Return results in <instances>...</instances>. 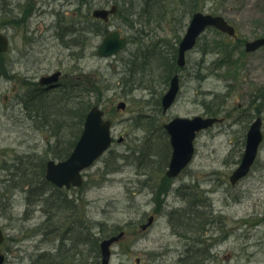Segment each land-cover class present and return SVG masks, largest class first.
<instances>
[{"label": "rangeland", "instance_id": "374dc122", "mask_svg": "<svg viewBox=\"0 0 264 264\" xmlns=\"http://www.w3.org/2000/svg\"><path fill=\"white\" fill-rule=\"evenodd\" d=\"M118 1V13L100 24L129 44L101 57L105 34L90 32L98 21L92 11L116 0H0V22L12 40L0 56L4 264H102L101 241L121 230L126 234L112 246L110 264H264V138L250 173L230 182L251 123L264 120V47L245 50L247 41L264 36V0H197L202 11L223 15L238 36L207 28L183 68L171 57L194 0ZM75 19L88 20L87 31L67 30ZM59 69L70 88L62 84L37 97L46 113L54 111L50 120L60 117L63 104L74 105L68 112L76 123L77 106L82 113L83 102L89 110L97 104L114 120L115 140L84 172L82 186L50 184L41 196L39 185H30L35 165L67 148L78 125L59 131L43 115L34 117L25 99L34 77ZM176 72L181 91L165 113L161 98ZM212 111L225 121L201 131L192 163L168 177L165 123ZM151 215L155 221L143 229Z\"/></svg>", "mask_w": 264, "mask_h": 264}, {"label": "water", "instance_id": "95a60500", "mask_svg": "<svg viewBox=\"0 0 264 264\" xmlns=\"http://www.w3.org/2000/svg\"><path fill=\"white\" fill-rule=\"evenodd\" d=\"M118 6L114 4L110 9L97 8L93 11V16L109 19L110 14L116 13ZM210 26L216 27L231 35L236 34V29L222 15L198 11L191 17L186 34L179 46L178 64L184 66L186 63V53L194 48L200 35ZM127 45V38L122 37L118 30L109 32L99 46L98 53L101 56L117 54ZM10 40L7 35L0 32V52L9 49ZM264 46V37H259L246 44L247 51H254ZM61 71L51 75L43 76L40 83L53 84L58 82ZM180 91L179 74L174 75L170 88L162 98L164 112H166L175 102ZM119 108H125L126 103L120 102ZM223 119L216 116L195 115L193 117L177 116L166 123L165 127L170 135L173 148L171 161L167 174L169 177H176L194 159L196 148L195 140L198 132L213 126ZM263 119L258 116L250 126L247 133L246 148L242 160L232 173L230 178L232 183H236L247 175L254 164L260 144L263 140L262 132ZM112 119L105 118V111L95 105L88 112L84 128L71 154L63 160L51 159L47 162L46 178L59 187L81 186L84 182L83 171L90 167L99 157H101L112 145L114 137L112 135ZM121 140V139H120ZM154 220L151 216L149 221L142 225L145 229ZM124 231L104 239L101 242L103 264H110L111 246L124 236ZM5 240L3 230L0 228V264H4L6 256L1 251V244ZM54 264H65L64 262Z\"/></svg>", "mask_w": 264, "mask_h": 264}, {"label": "trees", "instance_id": "16d2710c", "mask_svg": "<svg viewBox=\"0 0 264 264\" xmlns=\"http://www.w3.org/2000/svg\"><path fill=\"white\" fill-rule=\"evenodd\" d=\"M116 1H117L118 4L120 3L118 0H116ZM158 2L159 1L157 0L156 3H158ZM148 6L150 7L151 5H148ZM149 7H147V11L150 14L151 11L149 10ZM200 10H201V8L198 7L197 0H194L193 3L190 5V12H189V14L190 15H193V13H195L197 11H200ZM214 13H217V12H214ZM149 14H148V18L151 19L150 16H149ZM100 23H101V20H98V21H95L94 23H91L92 24V27H91V30L92 31H90V32H92V33L95 32V33H98V34L99 33L105 34L104 29H103V26ZM84 24L82 26V29L84 31H86V27H85ZM74 26L75 25L72 24L70 26H67V28H69V29H67V28L66 29L73 31L72 34H74V32H75ZM179 40H180V37H179ZM84 44H87V42L85 40H84ZM177 54H178V46L175 47V48H173L172 57H171V60H172V63L174 65V67L177 66V63H176ZM69 85H67L65 83V86H64L63 89L67 88ZM69 88L70 87H68L67 89H69ZM61 93H66V92L61 91ZM43 94H46V93L45 92H37V90H35V88H33L32 86H30L29 96H28L27 99H25V100H27V101H25L26 102V107H27V109H29V110H31V111L34 112V114H33L34 117H35V115L38 116V115L41 114V115H43V117H45L46 120H50L51 119V116L54 115V111H50V114L46 113V111L44 110L45 108L43 107V102L39 101L38 100L39 98L37 99V97H41ZM35 99H37V100L35 101ZM53 102L54 103H57V101H55V100H53ZM83 104L84 105L82 107H83L84 110H83L82 113H79L80 110H79V107L78 106L75 108L76 109V111H75V113H76L75 117H76V120H77L76 123L72 122V119H71V116H70V112H68L69 109H73L74 108V105H72V107L66 109L65 104H63V107L64 108L62 109L63 112L60 113V117L57 118L55 120V122H53V121L50 120L49 125H53L54 126L56 124V125H58V127L60 125V129L61 130H59V131H62L63 129L68 128V126L69 127L70 126L75 127L76 124L78 125L76 127V129H75L76 130L75 132L77 133V135H74L71 138V140L67 142V144L69 145L67 148H61L60 147L59 150H55L54 151V158L63 159V158L68 157L69 154L71 153L72 149L74 148V146H75L78 138L80 137V134L82 132V128H83V124H84V120H85L87 111L89 110V108L91 106L90 102H83ZM52 108H53V105H52ZM217 113H218V111H212V112H210L209 115L218 116ZM68 116H70V117H68ZM61 136L62 137H65V133H63ZM45 171H46V161L45 162L43 161V163L40 164L39 166L35 165V170L33 171V173H34V177L33 178L36 181L30 183V185H32V186L33 185H37V184L39 185V189H40V193L39 194L41 196L44 195V192H43L44 191V188L49 187L50 184H51L46 179V177H45ZM52 185L53 184H51V186ZM35 193H36V191H35ZM42 201H43V199H42Z\"/></svg>", "mask_w": 264, "mask_h": 264}, {"label": "flooded vegetation", "instance_id": "af4514ba", "mask_svg": "<svg viewBox=\"0 0 264 264\" xmlns=\"http://www.w3.org/2000/svg\"><path fill=\"white\" fill-rule=\"evenodd\" d=\"M2 8V7H1ZM88 20H87V22L86 21H82V19L80 20V19H78V20H76L75 19V22H74V25H75V27H74V30H75V34H77L78 32H81V31H84L83 29H82V26H83V23H87L88 24ZM59 32H57V33H59L60 35H61V33H60V31L63 29V27H62V23H59ZM81 26V27H80ZM18 29V28H17ZM86 29H87V27H86ZM0 31L2 32V33H4V34H6V35H8V37H9V39H10V41H11V44H12V40H11V35H9V33H8V31H9V27H6V28H4L3 26H2V24H1V22H0ZM87 31V30H86ZM109 31H111V30H109ZM109 31H108V33H109ZM127 39L129 40V38L127 37ZM11 51V45H10V47H9V49L6 51V52H0V56H4V55H8V53ZM98 51V50H97ZM60 70V69H59ZM59 70H56V71H54V72H51V73H47V74H44V75H38L37 77H34V79H33V81H32V84L30 85V86H32L33 88H35V90H37V92H49L50 90H52V89H54L56 86L55 85H57V84H51V85H42L41 83H40V80H41V78L43 77V76H46V75H50V74H53V73H55V72H57V71H59ZM60 71H62V70H60ZM176 73H179V72H176ZM176 73H174V74H176ZM63 71H62V75L60 76V80H61V78H62V76H63ZM174 76V75H173ZM39 77V79L37 80V79H35V78H38ZM63 83H61L60 85L61 86H63L62 85ZM60 85H58V86H60ZM16 85H14L13 86V88H12V90L14 91L15 89H16ZM165 93H163V95H164ZM162 95V96H163ZM6 98H8V96H6ZM225 121V120H224ZM121 140L120 141H122L123 140V137H121L120 138ZM4 244V243H3ZM3 244H2V246H3Z\"/></svg>", "mask_w": 264, "mask_h": 264}]
</instances>
